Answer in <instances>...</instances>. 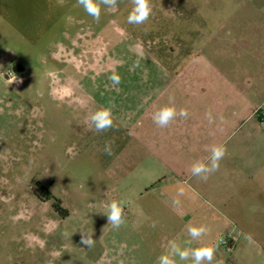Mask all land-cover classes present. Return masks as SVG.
I'll use <instances>...</instances> for the list:
<instances>
[{
	"label": "rangeland",
	"instance_id": "rangeland-1",
	"mask_svg": "<svg viewBox=\"0 0 264 264\" xmlns=\"http://www.w3.org/2000/svg\"><path fill=\"white\" fill-rule=\"evenodd\" d=\"M150 2L148 21L132 25L131 0H118L115 10L101 5L99 22L77 0H0V264H158L173 240L181 248L215 246L212 264H264V53L233 46L232 21H217L231 6ZM185 63L198 77L212 63L250 92L240 126L211 144H224L222 160L235 163L219 166L202 187L194 176L154 192L168 175L160 157L151 162L144 147L123 151L114 117L97 133L89 116L108 106L117 114L131 89L167 92L170 77L185 76ZM113 71L121 77L115 86ZM13 73L22 83L9 85ZM46 190L50 199L38 197ZM55 199L67 216L54 210ZM114 199L124 202L118 229L105 214ZM201 224L210 231L186 244L187 227ZM82 232L92 234L93 247L81 244Z\"/></svg>",
	"mask_w": 264,
	"mask_h": 264
},
{
	"label": "crops",
	"instance_id": "crops-1",
	"mask_svg": "<svg viewBox=\"0 0 264 264\" xmlns=\"http://www.w3.org/2000/svg\"><path fill=\"white\" fill-rule=\"evenodd\" d=\"M217 6L223 11L227 6L233 8L230 14L217 15V21L222 22V26H225V21H232L231 30L226 34L232 38V44L238 52L264 53V0H217ZM203 19L211 20L212 17L204 15ZM206 33L215 37L223 34V31ZM210 65L211 69L201 68V76L198 77L190 71L193 69L191 64L185 63V76L170 77L167 92L155 89L156 94L139 95L133 89L128 90L121 109L113 115L123 133V151L133 146L149 148L153 154H149L152 155L151 162H158L159 156L160 163L166 167L168 175L153 185L151 189L154 192L193 180L191 165L198 160L206 161L211 144L225 141V133L238 128L241 113L247 111L250 92L242 88L241 78L225 76L215 70L217 67L214 64ZM129 83L134 85V82ZM143 83L138 80L136 85ZM70 92L68 86H63L64 96ZM170 96L174 97L173 103L177 110L186 108L189 116L187 119L177 117L167 127L161 128L153 122L152 115L160 107L169 104ZM209 111L212 123L206 117ZM225 162L234 165L235 160H221L219 166ZM128 175L127 172L125 176ZM195 181L203 186L201 179ZM193 189L197 191L194 186Z\"/></svg>",
	"mask_w": 264,
	"mask_h": 264
},
{
	"label": "clouds",
	"instance_id": "clouds-1",
	"mask_svg": "<svg viewBox=\"0 0 264 264\" xmlns=\"http://www.w3.org/2000/svg\"><path fill=\"white\" fill-rule=\"evenodd\" d=\"M63 3V0H60ZM77 3L83 7L85 12L93 17L96 22H99L101 17V5L106 6L110 10H115L118 5V0H77ZM133 5L131 11L127 17V22L132 25L144 24L148 21L151 13L152 6L150 0H131ZM135 66H138V62ZM112 82V85H118L121 82V77L115 71L108 77ZM9 85L13 82L22 83L18 77L13 73L9 79ZM174 97H169V104L160 107L152 115L153 122L161 127H167L177 117L187 119L189 112L186 108L177 110L173 103ZM206 117L209 123L213 122L211 112L206 113ZM89 122L92 129L97 133L105 132L114 126L112 106L100 107L93 111L89 116ZM210 155L207 157V161L198 160L191 165V174L195 177H199L202 181L206 182L211 174L219 169L220 161L226 154V146L224 144H214L209 149ZM104 153L111 156L112 145L107 143L104 146ZM184 189L180 188L177 192V198L174 200L175 204H180L178 197L183 196ZM124 202L119 200H112L106 205L108 224H111L113 228L118 229L124 223ZM155 226V225H153ZM210 229L206 225H189L187 232L191 239L186 241V244H191L192 241L199 240L206 235ZM251 240V237H247ZM81 244L88 248H91L95 244V240L92 238V234L82 232ZM167 251L158 257V264H176V257L180 260H188L191 258L193 264H212L215 257L216 248L211 244H203L196 248H181L174 240L169 241Z\"/></svg>",
	"mask_w": 264,
	"mask_h": 264
},
{
	"label": "trees",
	"instance_id": "trees-1",
	"mask_svg": "<svg viewBox=\"0 0 264 264\" xmlns=\"http://www.w3.org/2000/svg\"><path fill=\"white\" fill-rule=\"evenodd\" d=\"M40 188L44 189L42 186H40ZM45 192V196L38 195V197H44V200L50 199V193L48 192V190H46ZM53 208L61 217H65L68 215L67 211L61 207L60 202L56 199L54 200Z\"/></svg>",
	"mask_w": 264,
	"mask_h": 264
},
{
	"label": "flooded vegetation",
	"instance_id": "flooded-vegetation-1",
	"mask_svg": "<svg viewBox=\"0 0 264 264\" xmlns=\"http://www.w3.org/2000/svg\"><path fill=\"white\" fill-rule=\"evenodd\" d=\"M38 195V194H37Z\"/></svg>",
	"mask_w": 264,
	"mask_h": 264
}]
</instances>
